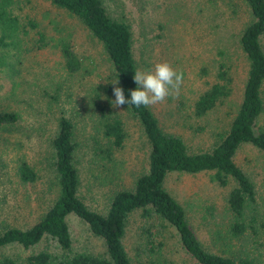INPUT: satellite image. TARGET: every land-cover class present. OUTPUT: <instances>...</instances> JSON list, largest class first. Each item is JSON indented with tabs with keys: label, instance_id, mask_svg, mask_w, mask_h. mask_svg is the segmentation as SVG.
Listing matches in <instances>:
<instances>
[{
	"label": "rangeland",
	"instance_id": "1",
	"mask_svg": "<svg viewBox=\"0 0 264 264\" xmlns=\"http://www.w3.org/2000/svg\"><path fill=\"white\" fill-rule=\"evenodd\" d=\"M103 3L112 15L122 12L129 20L137 70H148L166 61L183 73L179 95L150 106L161 127L181 135L193 150L210 149L217 141L216 133L227 127L240 101L246 76L247 60L238 44V35L247 16L243 2L103 0ZM13 10L23 22L27 18L34 19L46 41L43 46L36 47L34 29L23 36V48L15 63L14 78L20 81L18 92L15 87L13 105L18 107L24 120L32 121L35 116L31 117L29 112H47L45 101L57 96L53 99L51 119L43 124L44 132L37 133L29 128V138L7 143L6 165L0 163V218L4 224L26 226L35 215L34 209L43 204V191L46 196L54 194V186L53 192L47 190L53 172L52 148L46 135L60 110L67 113L75 125L82 196L89 207L102 211L111 188L131 187L134 178L146 168L147 140L124 106H112L115 99L112 89L117 84L112 83L115 79L109 61L100 43L76 17L47 0H15ZM60 36L69 39L81 60V67L71 75L62 67L56 44ZM219 62L227 69L229 93L207 113L195 116L192 101L216 80ZM32 85L37 89L30 91L28 86L32 88ZM100 106L107 114L119 116L125 130L123 145L116 148L108 160L91 154L95 141H105L99 129ZM20 123L27 127L24 121ZM257 124L264 127V110ZM20 152L37 172L32 183H20L13 174L14 159ZM234 159L254 182L256 216L264 220V151L250 143H242ZM211 174V171H170L163 184L184 207L197 237L214 250L211 231L218 229L222 234L228 222L225 210L228 185L218 184ZM66 221L73 248L104 252L102 239L92 234L79 217L68 213ZM123 243L130 258L139 264H196L181 247L171 226L154 216L143 217L139 210L127 218ZM234 244L233 248L240 247L239 242L234 241ZM43 246L51 251L57 249L52 242L49 245L42 242L28 249L7 244L0 247V260L8 257L18 264L24 254ZM148 246H153L154 251L150 252Z\"/></svg>",
	"mask_w": 264,
	"mask_h": 264
},
{
	"label": "trees",
	"instance_id": "2",
	"mask_svg": "<svg viewBox=\"0 0 264 264\" xmlns=\"http://www.w3.org/2000/svg\"><path fill=\"white\" fill-rule=\"evenodd\" d=\"M47 1L76 17L95 37L109 61L112 76L118 81L117 86L130 99V91L137 87L133 80L137 64L133 30L126 16L122 12L109 13L103 0ZM241 1L247 16L238 35V44L247 60L246 76L240 101L227 127L216 133V143L208 150H193L181 135L161 127L150 106L124 105L147 140V165L134 178L131 187L111 188L104 210H96L87 205L81 193L74 122L60 110L46 135L52 148L53 172L47 190L53 192L54 186V194L46 196L43 191V204L34 209L35 215L26 226L4 224L0 218V247L18 244L28 249L42 242L48 245L52 242L57 249L51 251L43 246L29 251L18 264H139L130 258L123 243L127 218L136 210L143 217L154 216L171 226L181 247L196 264H264V220L256 216L254 182L234 159L242 143H250L264 151V127L257 124L264 110V0ZM14 3L15 0H0V163L4 165L7 143L29 138V128H34L37 133L45 131L43 124L51 119L53 99L57 96L45 101L47 112H29L31 117L35 116L32 121L24 120L18 107L13 105L15 87L17 91L20 81L14 78L15 63L23 48V36L34 29L36 47L46 43L44 35L37 29V22L32 18L21 21L13 10ZM56 44L64 72L75 73L81 67V60L72 43L60 36ZM216 69V80L192 101L195 116L207 113L229 93L227 69L222 62ZM19 87L20 92L22 88ZM28 88L30 91L37 89L34 85ZM99 109V129L105 141H95L91 154L108 160L110 154L123 145L125 130L119 116L107 114L103 106ZM22 121L27 127L20 123ZM14 162L12 171L20 183L36 180L37 172L23 152L16 155ZM170 171H211V177L218 184L228 185L225 198L228 222L222 234L218 229L211 231L214 250L207 248L197 237L184 207L164 187L165 176ZM68 213L79 217L92 234L102 239L104 252L73 248L66 221ZM234 241L239 242L237 249L233 248ZM148 249L152 252L155 248L148 246ZM0 264H14V260L3 257Z\"/></svg>",
	"mask_w": 264,
	"mask_h": 264
},
{
	"label": "clouds",
	"instance_id": "3",
	"mask_svg": "<svg viewBox=\"0 0 264 264\" xmlns=\"http://www.w3.org/2000/svg\"><path fill=\"white\" fill-rule=\"evenodd\" d=\"M133 80L137 87L130 91V99L124 96L122 88L113 87L115 97L111 102L113 107L120 108L124 105L136 108L149 107L163 103L169 96H178L183 83V73L164 61L156 63L148 70H136ZM112 83L115 85L118 81Z\"/></svg>",
	"mask_w": 264,
	"mask_h": 264
}]
</instances>
